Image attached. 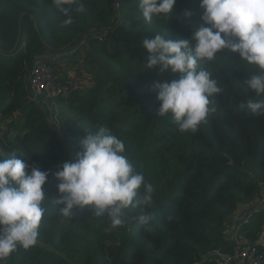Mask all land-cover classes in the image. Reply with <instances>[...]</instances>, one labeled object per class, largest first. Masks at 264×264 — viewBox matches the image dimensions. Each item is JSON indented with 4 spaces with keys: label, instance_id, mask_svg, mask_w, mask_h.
<instances>
[{
    "label": "trees",
    "instance_id": "16d2710c",
    "mask_svg": "<svg viewBox=\"0 0 264 264\" xmlns=\"http://www.w3.org/2000/svg\"><path fill=\"white\" fill-rule=\"evenodd\" d=\"M138 3L77 0L73 23L63 25L52 0H0V154L16 152L29 171L49 173L37 244L19 248L6 264H196L212 248L233 251V218L264 187V116L242 107L249 98L259 99L243 85L255 69L228 49L201 62L222 92L198 132H179L170 118L158 115L160 101L152 90L154 82L179 74L146 68L150 54L143 41L157 34L191 41L203 9L200 0H177L168 17L147 22ZM108 29L117 32L100 39ZM83 38L87 45L78 54H86L92 80L55 99L60 110L52 120L29 95L30 66L43 51L61 54ZM100 127L125 142V154L154 187L147 225L133 219L113 228L106 215L97 217L87 207L71 218L59 212L55 173L76 161L80 140ZM127 214L134 218L138 210ZM239 234L263 250L264 210Z\"/></svg>",
    "mask_w": 264,
    "mask_h": 264
},
{
    "label": "clouds",
    "instance_id": "9594fccd",
    "mask_svg": "<svg viewBox=\"0 0 264 264\" xmlns=\"http://www.w3.org/2000/svg\"><path fill=\"white\" fill-rule=\"evenodd\" d=\"M63 15V25L73 23L72 7L77 0H52ZM177 0H139L143 18L168 17ZM203 23L194 30L192 40H171L157 34L145 39L149 52L146 68L170 70L179 78L170 82L156 81L152 90L160 101L158 115L170 118L181 133H196L210 113L213 102L222 92L212 72L200 66L211 62L228 49L255 70L248 73L243 85L254 93L246 107L256 116H264V0H200ZM83 10V3L80 4ZM190 17L191 11L186 10ZM82 151L76 161L65 162L55 173L59 195L55 203L59 212L71 218L77 210L107 216L117 228L129 219V210H138L134 217L140 224L152 220L148 208L153 202L154 187L137 171L126 153L125 142L105 127L90 132L80 140ZM49 173L32 167L16 152L0 154V264H6L19 248L37 244L39 228L46 211L43 186Z\"/></svg>",
    "mask_w": 264,
    "mask_h": 264
},
{
    "label": "built area",
    "instance_id": "2783aa9c",
    "mask_svg": "<svg viewBox=\"0 0 264 264\" xmlns=\"http://www.w3.org/2000/svg\"><path fill=\"white\" fill-rule=\"evenodd\" d=\"M116 32L113 29L105 30L100 34L99 38L103 39L105 36H113ZM86 45L87 39L83 38L70 45L61 54L46 50L33 60L27 78L29 95L33 101L37 102L40 98H46L50 102L57 98L69 97L75 89L82 88L81 74L74 71L68 81H63L62 78L64 76L55 60L65 58L72 61L73 58H82L83 56L78 54V48ZM3 125V116L0 115V135ZM262 210H264V192L258 203L252 208V211L239 217L236 225H234L231 233V238L234 242L233 251L212 248L204 253L201 260L196 264H204L208 261L216 264H264V251L256 244L246 243L239 234L243 224L249 223L251 218Z\"/></svg>",
    "mask_w": 264,
    "mask_h": 264
},
{
    "label": "rangeland",
    "instance_id": "374dc122",
    "mask_svg": "<svg viewBox=\"0 0 264 264\" xmlns=\"http://www.w3.org/2000/svg\"><path fill=\"white\" fill-rule=\"evenodd\" d=\"M86 55V54H85ZM85 55H83V57L81 58H79V59H76L75 60V63L74 64H76L77 65V67H75V69H74V71H77V72H79V74H81V77H83V85H86L87 84V82H90L91 80H92V73H91V68H90V66L88 65V63H87V61H86V56ZM62 59V58H61ZM71 72H70V75H68L69 77L71 76V74L74 72L73 70H70ZM73 71V72H72ZM67 73H69V71L68 70H66L65 71V74H67ZM64 76V75H63ZM69 77H63L62 78V80L63 81H68V78ZM56 103H55V100H51L50 102H49V100H46V98H40V100L39 101H37V105H39V106H42V107H44L48 112H50L51 113V119L52 120H55V117L57 116V114H58V112H59V110H60V108L59 107H57L56 105H55ZM7 124V123H6ZM24 125V123H23V121L21 122V126H23ZM20 128V126H18L16 129H14L13 131H16V130H18ZM5 129V128H4ZM3 131V130H2ZM247 215V214H246ZM261 239H263V237H261ZM244 240V239H243ZM264 250V249H263Z\"/></svg>",
    "mask_w": 264,
    "mask_h": 264
},
{
    "label": "crops",
    "instance_id": "0c3cea01",
    "mask_svg": "<svg viewBox=\"0 0 264 264\" xmlns=\"http://www.w3.org/2000/svg\"><path fill=\"white\" fill-rule=\"evenodd\" d=\"M55 61H56L57 65H59L60 70L62 71V74L64 75V77H66V76L69 77L68 75H70V72H71L70 70L74 71L75 67H77V65L74 64V62L70 61L69 59L62 58V59H56ZM66 70H68L69 73L65 74ZM81 79H83V77H81ZM87 83H89V82H87ZM82 87H84V85ZM263 192H264V189H262L259 196H257L251 203L245 204V205L243 204L242 206H240L238 212L236 213L235 217L233 218V221H234L233 227H234V225H236L239 217L244 216V215H246L252 211V208L256 205V203H258ZM260 243L264 246V239H260Z\"/></svg>",
    "mask_w": 264,
    "mask_h": 264
},
{
    "label": "water",
    "instance_id": "95a60500",
    "mask_svg": "<svg viewBox=\"0 0 264 264\" xmlns=\"http://www.w3.org/2000/svg\"><path fill=\"white\" fill-rule=\"evenodd\" d=\"M22 16H23V14H22ZM22 16H21V17H22ZM127 215H128V214H127ZM128 217H129V219L127 220V222H128V224H130V223L133 221L134 218L130 217L129 215H128Z\"/></svg>",
    "mask_w": 264,
    "mask_h": 264
}]
</instances>
